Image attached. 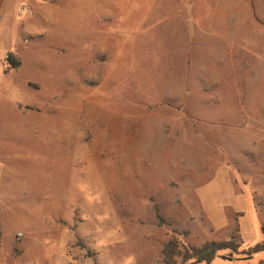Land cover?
Segmentation results:
<instances>
[{
    "label": "rangeland",
    "instance_id": "rangeland-1",
    "mask_svg": "<svg viewBox=\"0 0 264 264\" xmlns=\"http://www.w3.org/2000/svg\"><path fill=\"white\" fill-rule=\"evenodd\" d=\"M2 107L26 129L3 142L41 180L32 203L27 177L7 182L50 239L41 264L264 242V0H0Z\"/></svg>",
    "mask_w": 264,
    "mask_h": 264
},
{
    "label": "crops",
    "instance_id": "crops-1",
    "mask_svg": "<svg viewBox=\"0 0 264 264\" xmlns=\"http://www.w3.org/2000/svg\"><path fill=\"white\" fill-rule=\"evenodd\" d=\"M196 26L204 28V33L214 30L218 34L215 20L197 21ZM221 36H225V33L221 32ZM186 61L187 75L188 73L191 75H209L208 73L202 74L199 66L196 67V60L191 55L187 56ZM190 62H192L193 67L190 66ZM190 69H198V72L190 73ZM16 116L17 111L6 110L3 107L0 109V264H41L42 261L51 259L50 254L46 255L40 250L43 242H50V239L46 238L44 232L36 224H33L30 218L25 217L26 208L22 205L29 203L27 198L25 199L27 194L23 192L13 193L8 190L7 182L11 178L18 176L24 178L25 176L28 178L27 188L33 196L31 203L40 202L39 191L37 193L34 191L35 188L41 187L40 176L36 175L34 170L30 168L29 165L32 163H27L24 159L14 158L16 154H23L24 150L22 148L12 150L8 147V143L3 142L12 138L17 140L26 138L25 127H19L15 124ZM13 184L15 185V183ZM21 207L24 211L23 214L18 212ZM18 234H23V237L18 238Z\"/></svg>",
    "mask_w": 264,
    "mask_h": 264
},
{
    "label": "trees",
    "instance_id": "trees-1",
    "mask_svg": "<svg viewBox=\"0 0 264 264\" xmlns=\"http://www.w3.org/2000/svg\"><path fill=\"white\" fill-rule=\"evenodd\" d=\"M8 62L13 68H19L21 62L16 59L14 54H9L7 58ZM264 231V228L262 229ZM240 239V235L234 233L231 241H211L207 242L202 247H193L182 250L177 239H170L164 246L163 254V264H176L174 261L176 257L182 258V264H201L207 263L211 264L221 252L230 251L235 254H241L244 257H252L256 254L264 253V242L258 243L248 250L243 252L239 251L240 244L236 243V240ZM259 264H264V259H262Z\"/></svg>",
    "mask_w": 264,
    "mask_h": 264
},
{
    "label": "built area",
    "instance_id": "built-area-1",
    "mask_svg": "<svg viewBox=\"0 0 264 264\" xmlns=\"http://www.w3.org/2000/svg\"><path fill=\"white\" fill-rule=\"evenodd\" d=\"M23 237V234H18V238H22Z\"/></svg>",
    "mask_w": 264,
    "mask_h": 264
}]
</instances>
